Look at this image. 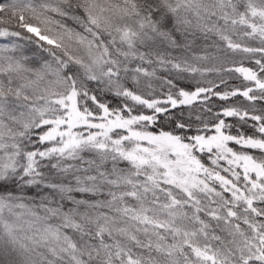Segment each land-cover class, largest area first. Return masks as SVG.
I'll return each mask as SVG.
<instances>
[{
    "label": "snow or ice",
    "instance_id": "obj_1",
    "mask_svg": "<svg viewBox=\"0 0 264 264\" xmlns=\"http://www.w3.org/2000/svg\"><path fill=\"white\" fill-rule=\"evenodd\" d=\"M0 264H264V0H0Z\"/></svg>",
    "mask_w": 264,
    "mask_h": 264
}]
</instances>
